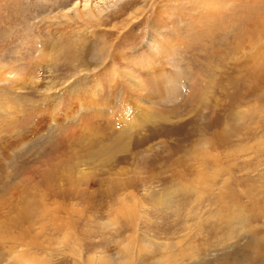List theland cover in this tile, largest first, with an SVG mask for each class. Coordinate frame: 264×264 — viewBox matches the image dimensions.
Returning <instances> with one entry per match:
<instances>
[{"label":"rangeland","instance_id":"374dc122","mask_svg":"<svg viewBox=\"0 0 264 264\" xmlns=\"http://www.w3.org/2000/svg\"><path fill=\"white\" fill-rule=\"evenodd\" d=\"M123 256L264 264V0H0V264Z\"/></svg>","mask_w":264,"mask_h":264},{"label":"bare ground","instance_id":"6f19581e","mask_svg":"<svg viewBox=\"0 0 264 264\" xmlns=\"http://www.w3.org/2000/svg\"><path fill=\"white\" fill-rule=\"evenodd\" d=\"M205 5H203V6H205ZM198 8H199V6H198ZM202 13H199V14H202ZM182 20L183 19H178V21H177L178 23H175V24L174 23L170 24L169 22L163 23V20L160 18V16H157L155 18V20L150 25L151 31L148 34V39H147L145 45H143L144 47H142L138 51L134 50V52H132L130 54H127V53L122 54V57L124 59L123 64L118 62L122 66V68H126L128 70V73L135 72L137 75V76L135 75L136 79H139L138 77L142 76L141 82L137 83L136 81H134V82L132 81V83H130L129 89H132L133 91H137V92L143 91V90H146L148 92L154 91V87H156L157 85L154 86L152 81L155 79V77H157L159 75H163L164 70L158 69V66L161 64V62H158V60H156V59L152 62V59H150V56H148V53H150L151 57H152L153 51L154 50L156 51L161 46V44L164 41V38L168 37L167 39L170 40V37H171L172 39H174V34L179 30L178 28L176 29L174 25H176V26L177 25H183ZM186 24L188 26H192L190 23H186ZM186 29H188V28H186ZM145 48H147V49H145ZM170 49H171V47H170ZM144 68H148V69H144ZM110 87H111V81L110 82L107 81L106 83L103 84V88L107 91L110 90ZM157 88H160V87H157ZM148 110H147V113H150V111L148 112ZM110 113L112 114V110L110 111ZM113 114L115 115L114 122L117 121L118 117L119 118H128V119L130 118V112L127 109H125L121 112H119L118 110L115 109L113 111ZM25 216H27V214ZM21 234L22 233L20 231L18 237L15 238L14 237L15 235H14L12 237V239L16 242L21 237ZM124 246H126V244H124ZM139 246L142 249L144 248L142 241H140ZM124 249H126V248L124 247ZM123 257L124 258L122 259V264H131L133 262L132 260H130L129 257H125V256H123ZM101 258L104 259V257H101Z\"/></svg>","mask_w":264,"mask_h":264}]
</instances>
